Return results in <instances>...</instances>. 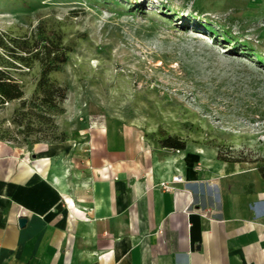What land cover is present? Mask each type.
Listing matches in <instances>:
<instances>
[{"label": "rangeland", "instance_id": "374dc122", "mask_svg": "<svg viewBox=\"0 0 264 264\" xmlns=\"http://www.w3.org/2000/svg\"><path fill=\"white\" fill-rule=\"evenodd\" d=\"M41 21L74 43L49 74L62 110L41 104L39 61L6 68L24 95L0 103V141L104 129L162 147L165 133L209 162L264 165V0H0L3 38H33Z\"/></svg>", "mask_w": 264, "mask_h": 264}, {"label": "crops", "instance_id": "0c3cea01", "mask_svg": "<svg viewBox=\"0 0 264 264\" xmlns=\"http://www.w3.org/2000/svg\"><path fill=\"white\" fill-rule=\"evenodd\" d=\"M88 134L0 141V264H264L258 164Z\"/></svg>", "mask_w": 264, "mask_h": 264}, {"label": "trees", "instance_id": "16d2710c", "mask_svg": "<svg viewBox=\"0 0 264 264\" xmlns=\"http://www.w3.org/2000/svg\"><path fill=\"white\" fill-rule=\"evenodd\" d=\"M187 24L189 26L190 22ZM0 47L5 50L7 55L0 60V103L19 99L24 95L20 83L6 68L21 67L22 65L30 67L32 62L37 60L41 67L37 84V90L41 92L39 97L41 104L52 109L62 110L58 101H63L66 98L67 90L50 81L49 74L68 60L74 43L65 42L63 34L59 30L41 21L33 38L9 37L5 39L0 36ZM64 140H67V137L62 138V141ZM158 142L166 148L179 150L186 148V141L177 135L162 133ZM259 169L264 177V165H260Z\"/></svg>", "mask_w": 264, "mask_h": 264}, {"label": "built area", "instance_id": "2783aa9c", "mask_svg": "<svg viewBox=\"0 0 264 264\" xmlns=\"http://www.w3.org/2000/svg\"><path fill=\"white\" fill-rule=\"evenodd\" d=\"M182 178H181V176L180 175H176V176H174L173 177V181H180ZM163 186L165 187V188H168V189H170V188H172L171 186H170V184H168V183H163Z\"/></svg>", "mask_w": 264, "mask_h": 264}, {"label": "water", "instance_id": "95a60500", "mask_svg": "<svg viewBox=\"0 0 264 264\" xmlns=\"http://www.w3.org/2000/svg\"><path fill=\"white\" fill-rule=\"evenodd\" d=\"M26 220H27V219H26L25 217H21V218L19 219V223H20V225H23V224L25 223Z\"/></svg>", "mask_w": 264, "mask_h": 264}]
</instances>
